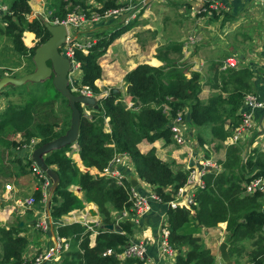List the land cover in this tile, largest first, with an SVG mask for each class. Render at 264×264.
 <instances>
[{
	"label": "trees",
	"instance_id": "trees-1",
	"mask_svg": "<svg viewBox=\"0 0 264 264\" xmlns=\"http://www.w3.org/2000/svg\"><path fill=\"white\" fill-rule=\"evenodd\" d=\"M94 1L100 4V9L94 8L100 13L118 4L117 0ZM49 2L51 20L54 18L63 20L75 8L76 10L89 8L84 0ZM8 6L9 13L3 17L5 25L0 24V36L9 41L11 56L28 57L27 73L32 72L33 67L30 68V65L33 66L34 51L49 37V32L41 19L29 18L32 13L29 0H9ZM209 11L217 13L216 10ZM129 27V25L121 27L112 32H98L95 35V43L87 53L79 49L74 51L82 72L81 85L88 86L95 95L101 94L95 85V81L102 75L98 58L104 54L110 43ZM25 31L33 32L37 38L33 47L24 44L22 36ZM180 51L181 45L169 43L159 48L156 53L157 58L163 61V65L151 66L142 63L125 74L123 81L126 93L133 102V108H127L121 102L119 93L110 92L99 100L101 111L94 110L90 116L84 114L79 103L76 104L81 112L76 144L83 166L102 171L115 154L124 153L130 157L137 176L153 186L154 192L161 199L160 204L164 205L184 183L187 172L184 168L174 171L170 164L156 156L153 147L142 153L137 147L138 143L144 139L150 143L157 139L171 142L169 122L177 112L184 110L187 112L184 118L186 117L189 125L197 127L212 125L213 135L223 140L239 123L232 121V124L229 119L234 120L238 117V107L248 92H243L242 87L249 88L246 82V76L249 75L247 68L226 69L221 72V76L217 74L216 77L217 80L219 76L221 77L223 83L221 90L226 96L216 93L206 102L202 101L199 98L200 75L197 72H190L188 77L186 75L188 67L178 62L177 57L169 56L174 52L180 55ZM5 69L6 67L0 68V78ZM229 85H232L231 90L228 88ZM16 88L12 87L10 92L1 94L9 96ZM55 91L54 98L47 87L27 97L23 96L22 103L8 101L4 110L0 112L1 147L5 149L21 147L29 144L33 138L38 139L36 145L40 146L65 134L70 125L71 110L67 98L57 89ZM73 93L79 95L78 92ZM58 97L67 105L69 113L58 110L54 112L51 105ZM42 109L45 111L42 112ZM106 118L110 126L108 132L104 131ZM227 121L228 126L224 128ZM17 133L22 136L20 142L7 138L9 134ZM198 141L200 144L205 142L202 138H198ZM243 146L242 144L226 146L224 159L218 161L221 170L217 174L210 172L204 176L205 186L196 192L195 205L190 208H170L166 205L165 223L169 231L167 239L178 252L177 263L215 264V256L205 247L197 233L200 228H212L224 222L225 242L232 246L246 239H255L254 248L249 251L248 261L250 264H264L262 235L264 208L258 201L262 195L259 192L244 195L242 187V183L253 177H264V151L256 150L243 163L241 161ZM68 149L69 145L55 149L44 158L46 165L56 167L59 178L50 198V215L52 218H60L73 210H83L88 203H93L101 221L87 224L76 221L57 226V235L69 241V250L64 253L60 264H120L121 260L117 254L122 252L137 227L128 220L116 223L111 212L129 207L127 191L131 181L125 180L118 184L112 177L93 175L89 170H81L66 154ZM29 164L30 162H26L23 166L20 160H16L14 162L16 176L26 173L25 167H29ZM74 186L82 191L81 197L75 193ZM33 196L35 203L40 202V191H35ZM20 223L21 221H17L7 227L0 225V264L19 263L22 258L29 239L26 234H22L26 231V224ZM107 223L119 226L120 232L106 230L103 225ZM108 250L112 252L107 253ZM229 256H232L230 251ZM124 262L143 263L142 260L135 258H126Z\"/></svg>",
	"mask_w": 264,
	"mask_h": 264
},
{
	"label": "crops",
	"instance_id": "crops-1",
	"mask_svg": "<svg viewBox=\"0 0 264 264\" xmlns=\"http://www.w3.org/2000/svg\"><path fill=\"white\" fill-rule=\"evenodd\" d=\"M44 0H29V4L31 6V11L33 13H41V18H43V10L40 9V6H47L49 11L50 5L48 2ZM50 1V0H48ZM154 3L157 1H164V5L160 7L162 11H170L173 10L180 14V17L177 18L176 22L169 21V26L174 27L177 31L175 34L178 36L181 35L182 30H184V34L182 38L184 39L182 43L180 41L174 42L175 40L169 38H161L163 35L158 33V27L154 26L157 22H153L157 18L162 19L167 15L166 12H163L161 15L160 13H154L149 10V8L138 17V19L134 20L130 24V27L121 35L114 39L110 45L107 47L106 51L102 56L98 58V62L102 68V75L101 78L95 81V85L99 88L101 95L108 94L110 89H115V93L120 94L121 102L126 105V103L131 101V98L126 93V86L124 84L123 78L127 72L132 70L138 64L146 63L151 66H160L163 65V61L157 58L156 53L158 52L159 48L166 46L169 43L179 44L181 45V50H184V62L185 65L188 67V71L186 75L189 77L190 72H197L200 75V84H201V91L199 93V98L202 101H207L209 97L212 95V92L219 89L221 90L220 81L217 80V74L219 75L221 72H224L226 69H234L238 70L240 68H247L249 70V75L246 76V82L249 86L248 89L246 87H242L243 92H251L256 94L258 97H264V0H216L218 1L223 8L218 9L217 13H212L208 10L207 13L194 15L192 4L188 2H184L182 0H153ZM167 1H171L166 3ZM211 1V0H210ZM86 1L85 5L90 7L91 4ZM91 2V0H90ZM96 2V1H94ZM97 5V6H96ZM155 6V4H153ZM100 6L98 2L95 3V7ZM46 7V8H47ZM54 9V8H52ZM214 10V9H210ZM76 11V8L74 9ZM186 17L187 20H184ZM30 18V16H29ZM32 18V17H31ZM184 18V19H183ZM246 21L250 26L247 24L245 25L247 32L246 36L242 38L243 42V50L245 51V56L241 55L239 57L238 52L240 50L231 49L232 54H236L235 57H230L236 60V65L230 66L227 65L225 60L221 62V56L219 55L221 52L228 51V44L229 42L226 41V35H230L232 30H229L227 26L229 24H233L234 22L241 23L240 21ZM240 20V21H239ZM193 23V25L191 24ZM252 24V25H251ZM128 25H123L121 21V17L119 18H111L107 20L105 23H98L92 26H88L83 28L78 32V38L83 39L87 38L88 36H95L98 32L101 31H108L112 32L118 30L121 27H126ZM191 28V29H190ZM188 29L190 30L189 33ZM156 32V35L154 33ZM187 33V35H186ZM226 33L225 37L224 34ZM193 36L195 39H202L205 41V46H203L198 52L196 49L192 50V48H188L195 43L189 44L188 37ZM96 37V36H95ZM23 42L28 47H33L37 41L33 32L25 31L22 36ZM210 45V47L208 46ZM184 45V46H183ZM187 45V47L185 46ZM247 46V47H246ZM188 48V49H187ZM220 50L216 55L209 56L205 53V50ZM171 53V52H170ZM242 53V52H241ZM224 55H228L225 53ZM170 57H174L169 55ZM14 64L9 66V61L5 63H0L2 68L6 67L2 76L11 75L14 77H20L22 74L17 75L19 69V60L28 57L23 56H12ZM187 59V60H186ZM187 61V62H186ZM18 62V63H17ZM33 70L35 65L33 63ZM1 76V77H2ZM82 72L78 70L74 74V81L80 82L81 81ZM43 81V80H42ZM37 84H44L45 82H31ZM41 84V85H42ZM13 85L14 84H8ZM8 89L11 86H6ZM7 88L1 87L0 88V112L4 110L8 101H14L15 97L10 93L9 96H4L1 94L2 92L8 91ZM229 90H231L232 85H229ZM43 89H34V91H39ZM225 93V92H223ZM20 100V98H19ZM17 102V101H14ZM57 102V101H56ZM19 103V102H18ZM58 103H55L53 106L54 112L58 110ZM187 109V108H186ZM50 110V109H49ZM84 111L86 116H90L93 111ZM45 111L42 109V112ZM244 111V105L238 107V113H242ZM253 120L255 121L256 128L253 131L252 136L248 139V143L242 147V149L247 150L249 145H252V149L254 147L258 150L264 149V109H257L253 114ZM228 122L225 124L224 128H227ZM212 125H204L201 127H197L194 125H189L188 130V137L191 141L198 138H202L205 141L210 142L209 144H214V152L213 157L217 160H223L225 157V151L227 144L224 142V139H220L215 137L212 133ZM104 131H110V126L108 124V118L105 119L104 124ZM9 140H15L20 142L22 140L21 134H12L10 137H7ZM226 138V137H225ZM38 139L35 138L34 141L30 142L27 145H22L21 147L10 148L6 149V153H10L9 160L12 161L14 158L21 161V165L25 164L26 162H30L29 167H25L27 170L26 173H22L19 176H16V171L14 169V164L12 162L10 164V168L5 169V161L4 166L0 167V170H3L7 174V179H9V183L11 185V190L5 191L4 186L0 185V202H4V207L0 205V220L3 219L4 223L6 221L13 222V221H21L22 223H27L26 231L24 232L28 239L29 243L26 247L25 252H30L34 249L46 247L51 244L55 236L57 234L56 228L60 224L63 223H71L76 221H81L77 219V214H79L80 210H73L66 215L61 216L60 218H52L50 215V197L47 198L46 202H38L34 203L32 206L24 207L21 206L19 201L24 200L30 196H33V193L36 191L37 179L34 173L31 172L30 166L32 162H35L41 169H47L50 171H54L56 173V167L54 165H46L44 162V158L47 153L55 150H50L47 153H43L41 156H37L36 158H40L39 162L37 159L34 158V151L39 147L36 145ZM76 143V142H75ZM75 143L66 144L64 146L69 145V149L66 154L71 157L77 164V166L85 171L88 169L83 166L80 156L77 152L78 148L76 147ZM62 146V147H64ZM138 148L142 153H146L150 148L155 149L156 156L161 160L170 164L174 171L180 168H184L189 162V156L192 152L191 148L188 146H179L175 143L166 142L163 139H157L154 142L150 143L147 140H142L138 143ZM1 147V146H0ZM60 147V148H62ZM3 148V147H2ZM5 149V148H3ZM59 149V148H57ZM249 151V150H248ZM37 154V153H36ZM9 165V163H8ZM20 165L18 164V167ZM25 166V165H23ZM124 173L130 178L134 176L136 178V183H138V190L140 192H144L143 180H141L135 170L131 159L129 158V162H126V165L123 166ZM30 169V171H29ZM97 169L90 168L89 172H95ZM6 177L0 175V184L1 180ZM56 177V176H55ZM51 178V177H50ZM57 179V177H56ZM131 179V178H130ZM75 193L81 197L82 191L79 187H73ZM169 190V189H168ZM261 200L264 199L263 196L259 197ZM263 204V201L261 202ZM92 205L96 207L93 203H88L85 208H89ZM152 208L149 213L142 217L140 221V225L136 228L135 232L133 233L134 238L143 239L146 242V256L142 259V264H171V261L168 258H163L159 255V248H158V232L161 224V219H165V213L167 210V204H158L151 202ZM264 208V204L261 206ZM2 209V210H1ZM97 209V208H96ZM117 211L112 210L111 215L114 216ZM83 214V213H82ZM46 216V217H45ZM79 217V215H78ZM46 218L48 219V228L46 231H42L40 229L31 228V223H36L40 219ZM16 221V222H17ZM94 221V220H91ZM219 231V235H222L224 232L226 233V223L222 222L219 223L217 226ZM214 230L216 229L215 227ZM205 231L203 233L198 232L197 236L203 239V244L205 247L209 248L212 254L215 253L213 247L210 244L208 238L209 233L211 232V228H204ZM40 230V232L38 231ZM203 230V229H202ZM216 231V230H215ZM206 234V235H205ZM201 239V240H202ZM91 243H93V238ZM220 255V254H219ZM215 256V264L216 260L220 257L217 255ZM61 262V261H60ZM58 262L57 264H60ZM120 264H128L124 262V259L121 260ZM136 264V263H130Z\"/></svg>",
	"mask_w": 264,
	"mask_h": 264
},
{
	"label": "built area",
	"instance_id": "built-area-1",
	"mask_svg": "<svg viewBox=\"0 0 264 264\" xmlns=\"http://www.w3.org/2000/svg\"><path fill=\"white\" fill-rule=\"evenodd\" d=\"M182 1L192 4V13L194 15L207 13L209 9L218 10L223 8L216 0ZM148 2L149 0L147 2L145 0H117L118 4L116 7L108 8L101 13L91 8L86 10L77 9L76 11L68 13L66 18L63 20H59L57 18L49 20V22L53 25L63 24L67 28L65 41L59 48L60 54L70 60L72 70H80V64L74 56V51L79 49L82 52L87 53L95 43L96 37L93 35L88 36L87 38L85 37L83 39H79L77 36L78 32L85 27L102 22L105 23L111 18L121 17L122 24L128 25L138 19V17L150 7V3ZM100 8L101 6L96 7V9ZM7 13H9L8 4L4 0H0V23L5 24L3 17ZM188 42H194L192 36L188 37ZM225 62L230 66L236 65V60L232 58H227ZM69 84L71 90L78 92L79 95H94L92 90L88 86L81 85V82H71L69 78ZM243 105L244 111L241 114L239 113V115H241L239 123L232 128L230 134H228L224 139V142L227 145L242 144L245 146L246 143H248V139L252 136L253 131L256 128L255 121L253 120V114L257 109L264 108V97L260 98L254 93L247 92L243 97ZM126 107L133 108V102L130 101L126 103ZM186 114V110H184V112L179 111L169 122L172 142L179 146H188L191 148L192 152L190 153L189 159L193 162L184 167L187 172L186 180L180 187H178L176 192L172 194V199L166 203L170 208H190L195 205L196 192L205 186L204 176L210 172L217 174L221 170V165L217 160L214 161L212 157L209 158L201 154V151L196 149L198 145L197 142L189 139L187 135L189 124L186 121V117L184 118ZM34 140L35 138H33L30 142ZM205 145L206 144H203V146ZM129 158L130 157L124 153H117L110 159L108 166L102 171L97 170L95 172H90V174L109 176L114 178L118 184H122L125 180L128 181L131 177H134L131 176L128 178V176L124 173L125 169L123 166L126 165V162H129ZM30 169L37 179L36 191L38 190L41 193L40 201L46 202L47 198L50 197L52 180L47 172L44 169H41L35 162L31 163ZM86 170H90V168L85 169V171ZM142 183L143 186H146L143 187L144 192H140L138 190V183L135 186H129L127 192L130 205L127 208L124 207L121 211H117V213L112 216L116 223L122 220H128L136 224V227H138L142 217L151 211V202H156L158 204L161 202L160 197L154 192L153 186L145 181ZM243 186L244 195H254L258 192L264 194V177H253L249 181L245 182ZM5 189L7 191L11 190V185L6 184ZM19 203L21 206L29 207L35 203V198L34 196H30L22 201H19ZM91 222L98 223L95 220ZM82 223L87 224L89 222ZM36 226L42 231H46L48 228V220L46 218H42L37 222ZM89 228L92 227L89 226ZM168 232L165 219L162 218L157 241L159 255L163 258H168L171 261V264H179L176 261L178 254L177 250L168 243ZM132 236L134 235H131L129 242L124 246L122 252L117 254V257L120 260L126 258L142 260L144 256H146V242L143 239L134 238ZM68 250V239L59 237L56 234L55 239L51 244L26 253L22 256L19 263L12 264H57L61 261L64 253ZM111 252V250L107 251V253ZM216 264L225 263L218 258L216 260Z\"/></svg>",
	"mask_w": 264,
	"mask_h": 264
},
{
	"label": "rangeland",
	"instance_id": "rangeland-1",
	"mask_svg": "<svg viewBox=\"0 0 264 264\" xmlns=\"http://www.w3.org/2000/svg\"><path fill=\"white\" fill-rule=\"evenodd\" d=\"M4 1L7 4L9 2V0H4ZM44 1L46 2V4L49 2L48 0H44ZM84 1H85V3H86V1H89L88 2L89 4L92 3L89 8H91V9L96 8L95 7V3L96 2H94V0H91V2H90V0H84ZM145 1L147 2L148 0H145ZM169 2H171V1H167L166 3H169ZM148 3H150L149 10L151 11V13L152 12L154 13V10H155V13L158 12L161 15L163 14V12H166L167 13V15L163 18V20L162 19H159V18H157V21L155 20L156 18L153 20V22L154 21L157 22L154 26H157L158 27V33H161L163 35L161 38H164L165 37V38H169V39L175 40L174 42L180 41V43H182L183 40H184L182 38V35L184 34V30H182L181 32H179V33H181L180 36L179 35L177 36L175 34V31H177V30L174 27H170L169 24H168L169 21L176 22L178 20L177 18L180 17V14L177 13V12H175V11H173V10H170V11H162V9L160 7H162L164 5V1H157L156 3H154L153 0H149ZM153 4H155V6ZM46 7H47L46 5L45 6L41 5L40 6V9L43 10V16H44L43 18H45V20H48V22H49V20H51V19H49L50 12H48L49 9H48V7L47 8ZM144 8H147V7H144ZM40 14L39 13L38 14L37 13H33V14L31 13L30 14V18L31 17L32 18L36 17V18H39L40 19L41 18V15ZM184 18H183L184 20H187L186 17H184ZM243 20L244 19H242V21L239 20L241 23H239L237 21V23L234 22L233 24H229V26H227V28L229 30H232V33L229 36L226 35V33L224 34V37L226 35V38L225 39H226V41L229 42V44H228V51L227 52H224V53L221 52L219 54L221 56V62H223L225 59L230 58V57H235L236 58L237 55L236 54H232V51L229 48L234 49V50H236V49L240 50V52H238L239 57L241 55H244L245 56V51L243 50L242 38L246 36L247 29H246L245 25H247L248 23L246 21H243ZM0 24L1 25H5V24H2V23H0ZM191 24L193 25V23H191ZM248 25L250 26V24H248ZM189 31L190 30L188 29V32L187 33H189ZM187 33H186V35H187ZM154 35H156V32L154 33ZM192 39L194 40V42L188 43L187 45L192 44V43H195V44H193L192 46H189L188 48H190V49L192 48V50L196 49V52H198L203 46H205V41L203 40V38L201 40L200 39L197 40V39H195L192 36ZM187 45H185V46L187 47ZM208 46L210 47L209 44H208ZM219 51L220 50H212V49H209L208 50L207 49V50H205V53L208 54L209 56H212V55H216V53H218ZM225 53H228V55H224ZM10 54L12 55L9 41L5 37L0 36V63H5L6 61H9L10 60V62H9L8 65L11 66L12 64H14L13 58H12V56ZM170 55L171 56H174L175 58L177 57L178 58V62H181L184 65V67H187L185 65L186 63L184 62V55L185 54H184L183 48L180 51V55H178L177 52L171 53ZM23 57H25V56H23ZM19 64L21 66H19V69L20 70L18 71L17 75L22 74V76H24L25 74H27V71H28V68H29V64L27 63V58L20 59L19 60ZM8 65L6 67H8ZM0 68H2V66H0ZM30 68H32L31 65H30ZM76 72H78L77 69L72 70L69 73L68 78H70L71 82L74 81V78H75L74 77V74ZM224 74H225L224 76H226L227 73L225 72ZM219 75L221 76V73ZM22 76H20V77H22ZM220 76H219V79L218 80L220 81V84L223 85L222 79H221ZM2 77H12V78H16V77L11 76V75L2 76ZM20 77H17V78H20ZM52 78L53 77H50V78H47V79H44L43 81H41V82H45L46 85H44L42 83L37 84V83H31L32 81H26L25 83H22V84H19V85L14 84V86H13V85H8V84H12V83L9 80H6V82H5V84H4L3 87H5V88H7L6 86H11V88L12 87H15V88L17 87L16 90L14 91V93H12V95L16 96L15 99H14V101L21 102V103L23 102V100H22L23 99V96L24 97H27L29 94L35 92L34 89L35 90L36 89H43L44 90L47 87H48V91L53 95L52 98H54V96H55L54 93L56 91H55L54 86L52 84ZM11 88L10 89L7 88L8 92H10ZM20 90H22L21 91L22 93L20 92ZM216 93L221 94L224 97L226 96V93H221L219 91V89H217L216 91L212 92V95L213 94H216ZM106 95H103V96H106ZM19 97H21L20 100H19ZM60 100H61V97L56 98L55 101L53 102V104L51 105V107H53L55 105V103H58V105H59L58 111H62V113L63 112H68L69 113V111H68L69 110L68 109L69 105L67 107V105L64 102H61ZM67 104H68V102H67ZM242 104H243V100H242L241 105ZM261 109H264V108H261ZM237 114H238V117H235L234 120L229 119L230 123L233 124L232 121H238V122L240 121L241 115H239L238 110H237ZM70 117H71V114H70ZM11 135L12 134H9L7 137H10ZM193 139H194V141L197 142L198 145H197V148L196 149L197 150H200L201 151V154H203L204 156L209 157V158L212 157L214 159V161L216 160L213 157L214 144H209L210 142H208V141H205L202 144H200L199 141H198V139H195V138H193ZM203 144H206L205 145L206 147L203 146ZM256 150H258V149H256V147H254V150L252 149V145H249L247 147V150L242 149V152H241V159L242 160L241 161L243 163L246 162L247 159L249 157H251ZM261 151H264V149L261 150ZM9 156H10V153H6V149H3L2 147H0V167L1 166L2 167H5L6 166L5 169H8V168H10L11 162H12V165H13L14 162L17 160L16 158H14L12 161H10L8 159ZM189 160L191 162H189L187 165H190L191 163H193L191 159H189ZM4 161L6 163L5 166H4ZM8 163H9V165H8ZM0 175L6 176V177H4L1 180V184H0V185L4 186V190L6 191L5 185L6 184H10L9 183V179H7V174L3 170H0ZM244 183H242V187L243 188H244V186H243ZM259 194L264 197V194H262L261 192ZM258 201L259 202H262L263 201V204H264V199L261 200V198H259ZM263 204H261V206ZM0 205H1V207H4L5 203L4 202H2V203L0 202ZM81 211L82 210H80L79 214H77L78 213L77 212L76 215H77V219H80L82 222H91V220H97L96 218H91L88 214L83 215ZM78 215H79V217H78ZM17 220H19V219H17ZM3 221H4L3 219L0 220V225L1 226H5V227L9 226V224H12V223L16 222V221H13V222L6 221L4 223ZM36 224H37V222L36 223H33V224L31 223L30 224L31 225V228L40 229V228H38L36 226ZM215 228H216L215 229L216 231L214 230V228H211L213 230H211V232L209 233L208 237L210 236V237H213V238H208V240L210 241V244L213 247V250H215V253L213 255L220 256L219 255V244L221 242H225V237L226 236H225V232L222 235H219V231L218 230H220V229H217V227H215ZM26 229H28V227ZM40 230H38V231L40 232ZM204 231H205L204 228H200V230H199L200 233H203ZM22 234H25V233L23 232ZM262 235L264 236V230L262 232ZM262 235L260 234V236H262ZM92 238H93V236L91 237V240H92ZM200 239H202V238H200ZM254 240L255 239H246V240L240 241V242H238V243H236L235 245H232V246L229 243L225 242L227 244L228 254H229V251H230V253L232 255L231 257L229 256L230 257V260L232 262L231 264H250V262L248 261L249 260V251L254 248V244H253ZM263 240H264V238H263ZM201 241H203V239ZM25 251L26 250H24V252L21 255V257L27 253ZM234 261H235V263H234Z\"/></svg>",
	"mask_w": 264,
	"mask_h": 264
},
{
	"label": "water",
	"instance_id": "water-1",
	"mask_svg": "<svg viewBox=\"0 0 264 264\" xmlns=\"http://www.w3.org/2000/svg\"><path fill=\"white\" fill-rule=\"evenodd\" d=\"M49 32V37L41 43L39 46L36 47L32 60L35 65V69L32 72L25 74L20 78H12V77H2L0 78V88L4 86L6 80H9L12 84H22L26 81L38 82L44 79L52 78V84L55 89H57L62 96L66 97L68 100V105L71 109V117H70V125L65 134L57 137L43 145H40L34 151V158L37 156H41L43 153H47L50 150L60 148L66 144L75 143L78 132H79V124H80V115L81 112L77 107V103L86 110V111H101V106L99 104V100L103 97V95H77L74 94L70 88L69 84V73L72 71L70 60L63 57L60 52L59 48L64 43L67 28L63 24L53 25L45 18H40ZM110 93H115L116 90L110 89ZM37 153V154H36ZM47 174L51 177L52 184L50 187V196L55 191V188L58 184V175L54 171H50L44 168ZM57 179H56V177ZM131 185L135 186L136 178L131 177L130 179ZM83 215L88 214L91 218H96V222H100L101 218L99 217L98 211L94 205L89 208H85L81 211ZM48 220V219H47ZM103 227L106 230H115L120 232V227L114 225L112 223L104 224ZM219 254L220 259L225 264H231V260L228 254L227 244L225 242H221L219 244Z\"/></svg>",
	"mask_w": 264,
	"mask_h": 264
},
{
	"label": "clouds",
	"instance_id": "clouds-1",
	"mask_svg": "<svg viewBox=\"0 0 264 264\" xmlns=\"http://www.w3.org/2000/svg\"><path fill=\"white\" fill-rule=\"evenodd\" d=\"M82 108V107H81ZM83 109V108H82Z\"/></svg>",
	"mask_w": 264,
	"mask_h": 264
}]
</instances>
